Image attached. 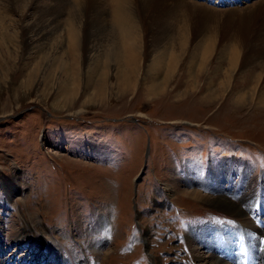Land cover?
Listing matches in <instances>:
<instances>
[{
  "label": "rangeland",
  "instance_id": "1",
  "mask_svg": "<svg viewBox=\"0 0 264 264\" xmlns=\"http://www.w3.org/2000/svg\"><path fill=\"white\" fill-rule=\"evenodd\" d=\"M7 1H0V10L14 8L0 19L1 264H16L15 258L21 264H198L192 249L204 242L192 234L199 228L208 242L222 250L230 246L235 256L245 249L251 255L248 241L264 244L248 240L241 225L264 219L251 218L264 199V109L257 101L235 100L238 92L252 93L256 64L233 70L222 88L227 60H211L206 74L196 68L191 74L181 55L175 74L161 82L169 63L159 75L144 73L153 45V32L144 30L134 34V82L119 81L114 71L95 77L87 51L74 60L66 36L55 32L56 1ZM59 1L67 8L78 3ZM85 1L77 6L90 8V17L95 10ZM187 1L211 14L188 21L213 22V36L225 44L241 33L264 39L263 22L256 19L248 31L247 21L239 22L264 0ZM109 2L95 5L106 25ZM154 14L145 13L149 25ZM69 15L63 11L59 21ZM81 20L87 28L88 19ZM86 31L88 39L104 33L98 27ZM209 91L215 92L211 99ZM219 167L227 178L218 188L242 216L182 196L181 190L193 188L213 199L216 186L202 188L198 181Z\"/></svg>",
  "mask_w": 264,
  "mask_h": 264
},
{
  "label": "bare ground",
  "instance_id": "2",
  "mask_svg": "<svg viewBox=\"0 0 264 264\" xmlns=\"http://www.w3.org/2000/svg\"><path fill=\"white\" fill-rule=\"evenodd\" d=\"M22 1L24 0H14L12 3L16 4ZM53 1H56L53 10V18L57 19L54 28L55 32L59 31L61 36H66L67 46L74 54V60L79 58L77 56V52L87 51L88 55L85 56V62L88 64V67H92L96 71L91 72L95 77L102 78L103 76H107L109 71H114L116 74L114 72L113 73L118 76L117 78L119 81L128 82V85L131 83V81L134 82L139 73V70H137L139 66V55L137 51L138 48L133 46L135 44L134 42H136L134 34L137 33V35L140 34V36H142V32L144 30H151L153 32V39H151L153 45L149 47L147 54L144 53L146 54L145 63L147 62V65L145 66L146 69L144 70L145 74L159 75L164 72L165 67H167V64L169 63L165 80L163 79L164 81H161L167 82L172 78V75L175 74L174 70L177 63L176 59H180L182 55L185 57L183 60V68H187L189 71H191V74L193 71L192 68H196L197 71L201 73V75H204L207 73L206 67L210 66V61L221 58L222 60H227L228 62L227 63L225 61V63L228 64V67L223 74L224 79L222 80L224 81L220 80L219 83L223 88L227 80H230V75L232 74L231 72L233 70H235V72L237 71L236 74H238L241 72V70L247 68V66L249 67V65L256 64L254 66H256V68H258L260 71L251 75V77L255 76V79H253L254 86L252 88V93L249 94L248 92H238L235 100L236 102H243L246 99L250 101H257L258 107H263L264 109V39L262 38L261 34L248 37L250 39H248L246 35L244 36L242 33L237 34L236 36L233 35L235 36V38H232L234 41H231L230 38H228L229 42L225 44L223 41L218 40L215 36H213L212 33L215 27L213 22H203L201 26L196 23L193 24L192 22H189L190 17H200L211 14L208 13L206 7L187 0H110L109 3L112 5L113 11L111 19L108 21L109 23L107 22V25L103 23L101 21V17L97 15L98 12H96L95 5L98 0H86L83 2V4L89 3L88 7H92L91 9L95 10L94 13L92 11L93 15L90 14V17H88L87 14V11L90 10V8H81V6H77V4L82 3V0H76L78 3L71 8H67L66 5L59 0H52V2ZM228 1L230 0H219V3L221 5H225L228 3ZM244 1L246 2L247 0ZM7 2L11 3V0ZM27 2L29 1L27 0ZM254 2H257V0ZM244 4L246 5L247 3ZM8 5L10 8L4 9V11L0 10V19L6 18L8 16L9 10L14 8V6H11L10 4ZM200 8L203 10L200 11ZM253 9L254 11L258 10V12L253 15L251 14L252 12L247 14L243 13V15L239 17L240 24L243 20L247 21L246 31L251 28L252 22L256 19L264 23V18L259 12V10L264 11V2L260 1L258 6ZM63 11H68L70 15L67 17V20L60 22L59 19L62 17ZM145 13H155L154 16H152L153 18L150 20L148 19L150 25L145 20ZM83 18L88 19L87 28H85V24L82 23L81 19ZM63 23L64 27L62 25ZM2 26L0 27V33H2L4 30ZM90 27L100 28L101 31H104L103 36L100 37L93 33L96 36V39H93L91 35H89L90 37L88 39V34H86L88 32L86 29L89 30ZM241 29H243V27H241ZM141 39L142 38H140V40ZM88 42L90 47H88ZM247 48L259 49L250 50ZM75 64L77 65L78 63L75 61ZM216 72L218 74V72L223 71L217 69ZM191 77L192 75H190L189 82L192 84L195 79L192 80ZM212 94L214 95L215 92L209 91L206 97L211 99L213 96ZM224 171L227 173L229 168L224 166ZM222 175H224V172L222 173L219 167L210 170L206 178L198 181L200 183L199 186L202 188L207 186L211 189L212 187L216 186L217 190L215 191L217 194L213 199L206 198L193 188L192 190H181L182 196L188 197L192 200L201 201L204 204L212 205L213 207L222 209L231 215L234 214L242 216V208L237 207L235 204L229 202V200L225 198L226 196L224 197L225 193L223 189L220 190L218 188V186L223 184L224 180L227 178L223 177ZM188 182H190V185L196 183L194 180ZM167 190L172 191V188L168 187ZM241 196L243 195L241 194ZM262 214H264V199L260 202L256 213L251 218L253 220H257V217L260 215L262 216ZM29 220L32 222L31 227L37 229L38 225L35 224L36 222H34L32 218H29ZM250 222L251 223L243 222L241 224L242 228L244 229L242 231H244L247 239H253L255 241L257 239L264 240V235H260V232L262 233L261 228L256 227L258 223L255 225L254 222ZM258 225H264L263 218L261 219V223ZM192 235L193 238L197 239L196 241H198V244L204 242V245L200 244L204 250L202 253L200 252L201 246L197 248L195 247L196 249H192L195 252L193 258L198 264H264V244L260 242L255 244L253 241H248L249 245L252 247L251 255L247 256L246 254L248 249H245L241 252L242 254L240 253L239 255L235 256L234 252H232L233 248L230 246H226L225 250H222L224 249L222 246L215 243L212 245L211 242H208L206 238L207 234L201 233L200 228L197 231L195 230ZM21 239L19 238L17 241H21ZM222 245L224 244L222 243ZM19 252L21 253L20 249L18 250V253ZM0 254L2 253L0 252ZM15 259L16 264H21V261H18L17 258ZM2 262L3 264H13V262H10L9 259H6Z\"/></svg>",
  "mask_w": 264,
  "mask_h": 264
}]
</instances>
